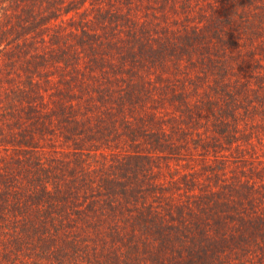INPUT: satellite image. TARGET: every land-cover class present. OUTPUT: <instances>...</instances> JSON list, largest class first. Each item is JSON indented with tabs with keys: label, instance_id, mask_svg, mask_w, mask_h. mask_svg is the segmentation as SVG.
I'll use <instances>...</instances> for the list:
<instances>
[{
	"label": "trees",
	"instance_id": "16d2710c",
	"mask_svg": "<svg viewBox=\"0 0 264 264\" xmlns=\"http://www.w3.org/2000/svg\"><path fill=\"white\" fill-rule=\"evenodd\" d=\"M13 1L23 2L19 12L42 33L49 22L64 23L69 7L62 0ZM196 35H179L181 44L138 46L117 63L92 47L90 74L61 71L58 82L46 78L44 90L54 88L53 106L34 92L41 80L28 82L33 92L21 113L13 104L15 90L0 91V264H264V160L253 139L264 137V123L257 124L260 136L253 137L248 125L250 130L241 131L235 96L230 94L234 107L227 112L219 95L210 100L212 94H206L205 104L218 105L221 131L202 144L216 164L204 166L212 173L199 193L198 172L172 174L164 183L159 160L170 158L157 161L141 153L164 150L161 134L143 130L142 117L135 118L137 107H144L143 93L152 91V72L165 88L166 70L186 71L182 61L189 60V66L201 64L200 77H214L216 93L234 72L232 53L221 46L216 55L212 46H217L193 42ZM96 36L85 29L80 43L98 47ZM12 52L5 51L8 72L20 57ZM57 52H35L27 59L50 62ZM182 90L176 105L190 109L188 83ZM250 113L245 107L243 118L249 120ZM194 143L200 146L197 139ZM170 145L172 153L174 146L181 148ZM226 151L233 159L219 157Z\"/></svg>",
	"mask_w": 264,
	"mask_h": 264
},
{
	"label": "rangeland",
	"instance_id": "374dc122",
	"mask_svg": "<svg viewBox=\"0 0 264 264\" xmlns=\"http://www.w3.org/2000/svg\"><path fill=\"white\" fill-rule=\"evenodd\" d=\"M62 2H65L61 3L62 5L69 6L66 9L69 12L66 11L62 16L64 23L56 20L49 22L48 31L42 33L37 30L38 27L32 25V21H25V12H19L24 8L23 2L16 4L15 1L0 0V91L4 93L15 90L13 104L17 108L16 113H21L27 108L28 95L33 92L29 81H36L37 84L42 81L41 86H36L34 92H42L45 101L53 106L50 94L54 88L51 86L47 91L44 90L49 83L46 78L58 82L61 71L65 72L63 75L90 74L88 63L92 47L97 48L96 52L107 61L117 63L121 55L127 53L129 55L130 51L138 49V46L148 47L160 42L166 45L171 42L181 44L182 37L188 39L197 34L193 42L206 41L211 46L212 44L217 46H212L214 52L217 49L221 52L223 46L232 53L234 72L224 77L218 93L211 88V85H217L211 81L214 77H200L198 66L201 64L197 67L189 66V60L182 61L186 71L176 72L173 66L166 70L165 88L162 86L163 80L157 78L156 72H152L150 74L154 79L151 84L152 91L143 93L140 99L144 107H137L135 118L137 120L142 117L139 126L143 130L161 134L164 150H153L151 153L152 149L149 148L141 153L152 154L154 155H151L152 158H156L157 161L158 156L165 155L170 158L159 160L164 176L161 182L169 183L172 174L176 178L187 172H198L199 188H195V192L199 193L205 189L203 185L209 181L208 175L212 173L210 170L206 171L204 166L216 164L212 153L205 151L206 146L202 144L219 138L221 131L220 121L216 120L218 105L213 109L209 102L205 104L206 94H212L210 100L216 99L219 95L222 100L220 104L228 109L227 112L234 107L228 102L229 100L232 103L230 94L235 96L239 106V113L236 114L241 131L243 128L251 129L253 137L261 133L257 124L264 123V0H62ZM9 14L17 15L10 18ZM111 25H117L119 28L115 30ZM25 26L28 29H25ZM85 29L91 36L97 35L95 44L98 47L87 44V41L80 43V36ZM20 36L22 38L18 40ZM58 42L61 47L57 46ZM19 43L25 47L21 48ZM73 43V46L77 47L76 50H74L76 47H73V50L62 54L57 52L67 47V44ZM7 49H12V54L20 56L12 72H8L7 69L8 58L5 55ZM23 49L28 51L23 52ZM100 50L105 53H101ZM53 51H56L57 55L53 56L50 62L34 63L27 59L35 52ZM219 52L214 54L219 55ZM75 55L80 56L78 61ZM141 72L143 75L148 74L145 67ZM96 73L100 74V70L97 69ZM7 78H10L11 83ZM187 83L190 91V94L188 93L190 109H186L185 104L179 107L176 105L183 91L182 87L185 89ZM60 86L66 87L63 84ZM195 87H198L197 93ZM79 88V85H74V90ZM245 107L251 111L249 120L243 118ZM198 109L200 110L196 111ZM127 116H131V113ZM226 118L232 121V116ZM262 133L264 136V131ZM194 139L198 140L200 146L195 145ZM253 139L258 156L264 160V145L260 142H264V137L259 138V141L256 137ZM147 143L153 148L150 141ZM149 144L143 146L146 148ZM170 144L173 146L180 144L181 148L174 146L172 153ZM227 155L228 151L219 157ZM248 157L251 158L249 155ZM227 159L233 157L229 155ZM261 168L263 169V165ZM228 174L230 176L231 173Z\"/></svg>",
	"mask_w": 264,
	"mask_h": 264
}]
</instances>
